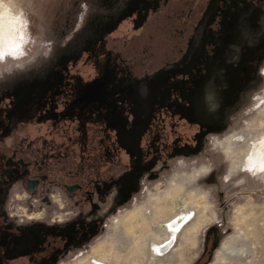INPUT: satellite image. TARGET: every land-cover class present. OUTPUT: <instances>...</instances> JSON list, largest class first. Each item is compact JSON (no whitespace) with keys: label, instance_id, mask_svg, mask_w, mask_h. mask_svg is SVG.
Segmentation results:
<instances>
[{"label":"flooded vegetation","instance_id":"af4514ba","mask_svg":"<svg viewBox=\"0 0 264 264\" xmlns=\"http://www.w3.org/2000/svg\"><path fill=\"white\" fill-rule=\"evenodd\" d=\"M132 1L101 41L54 64L47 82L0 84V264H58L84 248L106 216L134 198L138 183L219 131L222 98L235 103L256 76L264 39L256 56L251 49L231 57L236 37L219 47L236 23L260 32L264 0ZM156 22L167 44L158 55L151 37L145 45L139 37ZM125 39L142 49L126 51L125 41L126 53L118 51L114 41ZM189 58L188 68L178 66ZM18 181V191L44 204L50 186L64 189L79 215L62 224H17L4 207ZM113 186L118 195L109 201ZM210 240L197 264H212Z\"/></svg>","mask_w":264,"mask_h":264},{"label":"rangeland","instance_id":"374dc122","mask_svg":"<svg viewBox=\"0 0 264 264\" xmlns=\"http://www.w3.org/2000/svg\"><path fill=\"white\" fill-rule=\"evenodd\" d=\"M133 2L37 0L43 27L50 41L55 44L54 55L42 66L0 84L47 82L54 64L60 65L67 59H73L89 50L97 41H101ZM259 20L260 32L256 34H252L244 23H236L228 31L227 39L223 40L219 51L227 46L225 42L236 37L237 46L231 57L239 55L242 50L249 52L251 49L256 56L264 39V19L262 21L261 17ZM158 25L157 22L151 24L149 29L139 36L144 45L151 37V49L157 55L167 53V44L162 38L165 37L164 34L154 32L155 28L159 29ZM125 41L129 45L126 51L138 52L142 49L143 43L137 44L125 39L121 42L114 41L118 51L126 53L123 47ZM168 45L171 46L170 43ZM189 56L191 57V54ZM189 61L190 58L178 66L182 69L188 68ZM140 94L143 102L146 100L143 87L140 88ZM228 97L222 98L227 114L222 113L224 121L219 131L213 134L220 138L240 137L241 139H233L226 145L231 150L205 152L203 150L208 139H201L195 149L175 155L192 157L200 154L201 163L211 162L214 169L211 174H206V178L200 180L199 185L186 179L170 182L168 165L160 175L146 179L143 185L138 183L134 198L128 204L120 206L114 214L107 215L94 239L65 259L66 264H95L96 260L103 264H197L207 235H211L209 251H212L213 258L210 263L264 264V176L237 172L230 180L225 178L230 161L234 167H238L246 142L264 134V57L256 76L250 81L249 88L243 91L233 104L227 105L231 100ZM141 109L147 114L148 108ZM173 109H177L176 102L173 103ZM170 162L175 167V159ZM240 179H243L244 183H238ZM144 188L148 191H143ZM160 208H164V213L158 212ZM183 210L193 212L195 220L182 232L170 252L162 256L153 255L150 251L151 243H160L168 238V233L162 229L161 224ZM166 214V217L160 216ZM195 224L197 228H193ZM257 225L262 234L256 237L253 233ZM216 239L219 242L212 248ZM230 240L235 241L234 254L229 253L232 245L224 247ZM208 256L212 257L210 253ZM218 256H221L219 260ZM224 258L225 261L222 262L220 259Z\"/></svg>","mask_w":264,"mask_h":264},{"label":"clouds","instance_id":"9594fccd","mask_svg":"<svg viewBox=\"0 0 264 264\" xmlns=\"http://www.w3.org/2000/svg\"><path fill=\"white\" fill-rule=\"evenodd\" d=\"M54 49L55 44L50 41L43 27L37 0H0V83L42 66L53 57ZM207 139L208 143L203 151L223 149L227 152L231 149L226 145L233 139L241 138H220L213 134ZM174 159L175 167L171 162L169 164L170 182L186 179L199 185V181L214 170L210 161L201 163L200 154L192 157L181 155ZM237 172L253 176L264 175V134L246 142L238 167H234L230 161L225 178L230 180ZM238 183L242 184L244 180L240 179ZM18 186L22 187V182L18 181L10 189L4 210L19 225L32 222L62 224L79 215L78 209L68 207L70 201L67 200V193L58 186H50L48 204H44L39 197L30 195L27 190L18 191ZM143 191L148 189L144 188ZM116 195L118 188L113 186L106 199L110 201ZM26 201H30V207ZM58 264H66V261L58 260Z\"/></svg>","mask_w":264,"mask_h":264},{"label":"bare ground","instance_id":"6f19581e","mask_svg":"<svg viewBox=\"0 0 264 264\" xmlns=\"http://www.w3.org/2000/svg\"><path fill=\"white\" fill-rule=\"evenodd\" d=\"M181 208L183 209L182 206H181ZM158 212L159 213H164V208H162V209L160 208L158 210ZM192 213L193 212H191V211H184V210L183 211H180L179 214L172 216V218H170L168 221L163 222L161 224L162 229H164L168 233V236H167L168 238L166 240L164 239L165 241L160 242V243H155V242H152L151 243L150 251H151V253L153 255H156V256L165 255L166 253L170 252L175 247V244L178 241V239H179L180 235L182 234V232L185 229H187L186 227H188L189 225H191V223L195 220V215L192 214ZM160 216H165L166 217L167 214L166 215H160ZM194 226H193V228H197L196 224ZM258 227L259 226L257 225V229L253 233V234H255L256 237H257V235L258 236H261V234H262L261 233V229L260 228L258 229ZM130 243H131V241H130ZM229 244L232 245L231 248L229 249V251H230L229 253L234 254L235 253V250H236L235 241L234 240H230L229 242H227L224 245V247L225 248L228 247ZM220 257L221 256H218V260H219ZM223 257H225V256H223ZM220 260L222 262H224L225 261V258L223 260L222 259H220ZM219 263H220V261H219ZM95 264H103V263L96 260Z\"/></svg>","mask_w":264,"mask_h":264}]
</instances>
